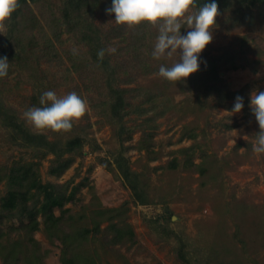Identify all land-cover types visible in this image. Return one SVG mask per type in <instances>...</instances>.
Returning <instances> with one entry per match:
<instances>
[{
	"label": "rangeland",
	"instance_id": "obj_1",
	"mask_svg": "<svg viewBox=\"0 0 264 264\" xmlns=\"http://www.w3.org/2000/svg\"><path fill=\"white\" fill-rule=\"evenodd\" d=\"M69 1L19 2L22 8L0 32V46L8 47L0 58L9 62L0 78L1 172L39 160L30 136L83 141L62 174L51 173V154L36 167L43 184L60 185L66 196L75 191L51 231L37 216L33 238L41 264H62L63 257L69 264H264V153L253 150L260 128L250 108L251 93L264 91V2L218 0L213 39L199 54L198 71L168 81L159 68L178 62L180 50L152 57L158 24L115 23V14L106 13L112 0H89L97 5L88 14ZM199 8L194 3L189 13ZM188 31L185 24L180 33ZM109 47L115 53L100 60L98 51ZM115 89L127 102L120 120L113 116ZM45 91L57 97L74 91L87 101L70 131H37L23 118L27 109L43 107ZM237 96L244 106L232 113ZM130 182L136 192L145 190L148 202L137 200ZM7 191L0 182V196ZM120 207L126 210L114 223L132 237L114 241L103 220L85 241L62 244L65 235L92 229L96 210ZM18 226L17 219L0 218L1 241H20L30 254L35 248L23 232L10 229Z\"/></svg>",
	"mask_w": 264,
	"mask_h": 264
},
{
	"label": "clouds",
	"instance_id": "obj_2",
	"mask_svg": "<svg viewBox=\"0 0 264 264\" xmlns=\"http://www.w3.org/2000/svg\"><path fill=\"white\" fill-rule=\"evenodd\" d=\"M193 4L194 0H112V6L106 9V13H114L115 23L129 27L142 22L158 24L159 35L151 55L154 59L171 57L179 49V61L171 67L161 65L159 75L168 81H180L198 71L199 54L211 43V29L219 14L215 0L204 4L195 13H189ZM18 7V0H0V32L6 30L5 22ZM185 24L191 31L181 35V27ZM115 51L112 47L101 49L97 56L103 60L106 52L112 54ZM8 69L7 57L0 58V78L8 75ZM39 103L43 107H31L23 113V118L37 131H70L72 122L79 120L87 111V101L74 91L63 97H57L53 91H45ZM243 106V98L237 96L232 113H239ZM250 108L260 128L253 150L264 153V91L251 93Z\"/></svg>",
	"mask_w": 264,
	"mask_h": 264
},
{
	"label": "trees",
	"instance_id": "obj_3",
	"mask_svg": "<svg viewBox=\"0 0 264 264\" xmlns=\"http://www.w3.org/2000/svg\"><path fill=\"white\" fill-rule=\"evenodd\" d=\"M196 5L202 7L206 3H211L212 0H194ZM218 0H215L217 3ZM225 4L226 0H219ZM264 2V0H259ZM21 2L22 6L26 4L25 0H18V4ZM69 3L76 11L83 10L82 14H88L92 12V9L97 4L89 2V0H70ZM22 7H18V11ZM15 11V12H16ZM15 14V13H13ZM81 15V14H80ZM5 46V45H4ZM1 47V46H0ZM11 48V47H9ZM8 47L0 48V57L7 53ZM9 52L13 54V51L9 49ZM213 70V69H212ZM120 90L115 89L114 98L112 102L113 116L120 120L123 116L128 114L126 111V99L123 95H120ZM150 99L146 100L149 102ZM31 142L28 145L34 147L37 151L39 160L35 163H15L10 168L6 169L5 172L0 170V182H5L8 186V191L5 195L0 196V218L3 219H17L19 221L18 227H11L12 231H22L24 234L25 243H31L35 248L30 254H26L23 250L25 244L20 241L16 242H2L1 238L4 234H0V258L4 264H41V259L37 255L36 248L38 242L34 240L33 235L39 229L40 222L37 220V216L40 215L42 222L45 225L46 230L51 231L62 219L66 213L63 210L64 205L73 199L75 194L70 192L66 196L59 189L62 188L60 185L53 183L43 184L39 179L36 167L42 159H45L48 155H53L55 158L52 160L51 173L53 175L62 174L72 163L73 157L79 155L80 150L83 147V141L80 137L75 136L72 139L67 140L66 143L61 144L60 142H47L46 137L39 135L38 138L29 137ZM37 140V141H35ZM147 147V146H146ZM145 147V150L147 148ZM148 151V150H147ZM190 151V149L184 150V152ZM68 156V157H65ZM175 159L172 160L171 165L175 167ZM124 178L130 181L131 174L127 169L123 172ZM131 188L135 193L137 200L141 203L148 202L145 197V190L136 192L137 186L130 182ZM60 210V215L55 216L54 210ZM126 208H111V209H99L94 212V218L92 221V229L86 227L80 228L74 231L71 235H65L62 238V244L70 248L71 244L75 241H85L86 235L90 231L98 232L100 223L103 220L109 221L110 228L115 233L114 241H121L128 234L132 237L130 230L118 227L114 223V216L120 215ZM27 217V222L23 221L24 217ZM80 218H83L82 216ZM79 218V219H80ZM69 219H74L73 216H69ZM62 264H69L68 260L63 257ZM71 262V261H70Z\"/></svg>",
	"mask_w": 264,
	"mask_h": 264
}]
</instances>
